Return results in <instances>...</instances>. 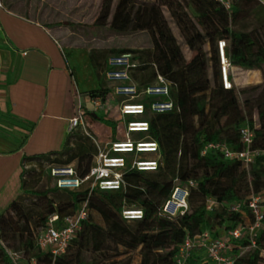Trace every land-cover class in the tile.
<instances>
[{
  "label": "trees",
  "instance_id": "trees-1",
  "mask_svg": "<svg viewBox=\"0 0 264 264\" xmlns=\"http://www.w3.org/2000/svg\"><path fill=\"white\" fill-rule=\"evenodd\" d=\"M144 1L103 0L93 26L107 27L119 34L146 32L151 40L149 64L153 68V79L158 73L174 85L172 97L177 110L149 118L148 138L159 145L161 166L151 173L126 171L124 191L67 192L51 188V193L60 197L57 201L48 199L47 191H33L32 195L44 200L41 211L33 217L19 203L20 196L26 191L28 167L46 163L45 172L49 178L47 169L50 165L73 164L77 175L84 177L97 150L81 137L68 134L59 151L24 155L21 159V193L0 213V264H12L5 248L22 251L21 264H30L32 259L35 264H87L82 260L83 252L100 254L109 251L111 246L127 251L139 249L140 264H177L183 241L205 231L213 239L226 241L235 257L234 264L264 262V256H261L264 252V220L251 236L245 232L237 240L227 237L235 227L248 228L253 224L247 201L251 195H264V86L240 91L224 89L217 49L219 41H226L224 55L234 68L264 73V36L257 30H233L241 12L235 0L230 9L215 0ZM162 7L167 9L185 45L194 53L188 61L163 16ZM187 8L192 11V17ZM206 44L209 51L203 48ZM106 93L107 89H96L88 96L103 98ZM238 94L245 95L242 105ZM212 102L215 104L209 108ZM253 111H256L254 116ZM98 120L111 129L115 140L116 122ZM244 126L253 131L250 149L260 152L248 167L225 160L217 150L205 149L210 143L242 149L239 133ZM71 139L75 140L74 144L70 143ZM177 154L179 176L175 180L192 181L194 187L190 189L188 210L181 216L166 218L160 215V210L175 181H165L164 174L175 175ZM208 199L218 206L207 210ZM82 203L87 204L88 215L66 253L52 258L49 253L40 251L35 244V235L48 217L71 215ZM234 204H240L238 212H231ZM124 208L142 209L143 218L124 220ZM93 214L101 219L103 226L92 221ZM251 240L255 241L254 246H251ZM71 248H74L72 252ZM243 249L246 250L242 252ZM184 264L211 263L205 251L200 249L193 250Z\"/></svg>",
  "mask_w": 264,
  "mask_h": 264
},
{
  "label": "built area",
  "instance_id": "built-area-1",
  "mask_svg": "<svg viewBox=\"0 0 264 264\" xmlns=\"http://www.w3.org/2000/svg\"><path fill=\"white\" fill-rule=\"evenodd\" d=\"M225 9H230L234 0H215ZM264 3V0H257ZM0 8L2 4L0 3ZM226 41H219L217 49L220 63V77L224 89L235 88L232 82L234 67L224 55ZM108 70L105 77L111 82H118L120 86L113 87L111 94L119 99L116 107L115 140L109 129L110 138L103 149L98 148L93 157L88 173L79 177L73 164L50 165L47 173L50 178L51 188L59 191L81 192L85 190L99 192H118L126 189L127 183L124 175L126 171L156 172L161 166V153L156 141L149 139V118L156 114H166L177 110L172 97L174 85L156 73L153 81L148 85L139 87L132 81L130 70L136 69L138 64L133 61L131 54H121L107 60ZM77 104L74 115L67 124V134L82 128L86 133L84 121V105L77 92ZM93 101H91L92 103ZM97 106V103H95ZM87 134V133H86ZM240 142L242 149L233 150L226 144L210 143L205 149L217 150L228 161H237L248 167L259 151L251 150L253 131L244 126L240 129ZM205 150L202 151V154ZM194 187L192 181L181 182L175 180L173 188L164 200L160 215L166 218L181 216L188 210V197L190 189ZM206 209L212 210L217 203L208 199ZM247 209L253 216L254 222L248 228L239 225L227 233L233 240L240 239L245 232L251 236L260 229L264 220V195H251L247 201ZM231 212H238L240 204H234ZM140 208H124L122 218L126 221H135L143 218ZM88 215L87 204L82 203L71 214L59 218L56 214L48 217L46 224L36 233L35 244L37 248L49 253L52 258H57L66 253L69 245L77 236L83 221ZM196 239L197 242H194ZM255 241L251 240V246ZM3 247L4 244L1 242ZM204 250L211 264H234L235 257L225 240L213 239L205 231L193 239L186 238L181 244L177 256V264H184L193 250ZM246 249H243L244 252ZM12 264H21L22 256L15 251L5 248ZM264 256V252H261ZM30 264H35L32 259ZM264 264V262H262Z\"/></svg>",
  "mask_w": 264,
  "mask_h": 264
},
{
  "label": "rangeland",
  "instance_id": "rangeland-1",
  "mask_svg": "<svg viewBox=\"0 0 264 264\" xmlns=\"http://www.w3.org/2000/svg\"><path fill=\"white\" fill-rule=\"evenodd\" d=\"M143 2L144 0H136ZM103 0H1L3 6L12 8L27 18L38 21L46 27L52 28V36L60 45L66 56L70 68L82 89L85 101L86 133L80 127L71 132L74 137H81L88 145L98 150L103 149L108 137L109 130L98 118L116 121L118 113L116 107L119 99L111 94L113 87L120 86L118 82L106 79L105 72L108 70L107 60L118 57L121 54H131L133 61L138 64L136 69L130 70L132 81L139 87L148 85L153 81L151 61V40L146 32L115 33L109 28H97L93 26L102 6ZM144 2L151 3L150 0ZM241 9L238 20L233 24L235 31H259L264 36V3L255 0H235ZM163 16L176 38L182 55L188 61L194 53L185 45L177 27L169 12L162 7ZM189 16L192 11L187 8ZM209 51L208 45L203 47ZM153 69V68H152ZM210 76V71H209ZM232 82L236 89H249L254 86H264V73L258 70H242L234 68ZM96 89H107L105 96L91 98L88 93ZM239 104L242 105L245 95L238 94ZM91 101H93L91 103ZM97 103V106H95ZM214 102L209 108L214 106ZM256 111H253V116ZM94 115V118L91 117ZM256 120V118L254 117ZM78 137V138H79ZM70 143H75L74 139ZM72 147V145H69ZM65 157V156H64ZM62 157L61 159H65ZM179 154L176 156L175 175L165 172V181L176 179L179 176ZM181 164V159H180ZM26 177L25 192L19 198V203L29 214L36 216L41 211L44 200L32 195L33 191H47L48 199L57 201L59 196L51 193V183L46 175V163L30 165ZM61 196V195H60ZM92 221L103 226L101 219L93 214ZM133 227L134 224H129ZM33 232L36 231L33 229ZM4 244V243H3ZM75 248V247H74ZM74 248H71L72 252ZM109 251L95 254L83 252L82 260L87 264H140L139 249L127 251L121 247L111 246ZM22 257L23 252L17 251Z\"/></svg>",
  "mask_w": 264,
  "mask_h": 264
},
{
  "label": "crops",
  "instance_id": "crops-1",
  "mask_svg": "<svg viewBox=\"0 0 264 264\" xmlns=\"http://www.w3.org/2000/svg\"><path fill=\"white\" fill-rule=\"evenodd\" d=\"M51 32L10 7L0 8V213L21 193L22 157L59 151L77 92L85 104Z\"/></svg>",
  "mask_w": 264,
  "mask_h": 264
}]
</instances>
